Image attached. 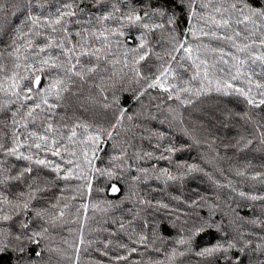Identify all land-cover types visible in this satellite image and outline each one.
<instances>
[{
	"label": "trees",
	"instance_id": "1",
	"mask_svg": "<svg viewBox=\"0 0 264 264\" xmlns=\"http://www.w3.org/2000/svg\"><path fill=\"white\" fill-rule=\"evenodd\" d=\"M0 264H264V0H0Z\"/></svg>",
	"mask_w": 264,
	"mask_h": 264
}]
</instances>
